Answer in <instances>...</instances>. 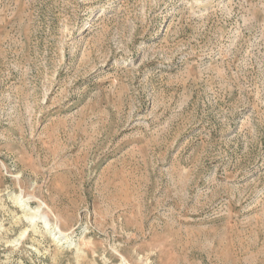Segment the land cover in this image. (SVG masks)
Masks as SVG:
<instances>
[{"label":"rangeland","instance_id":"374dc122","mask_svg":"<svg viewBox=\"0 0 264 264\" xmlns=\"http://www.w3.org/2000/svg\"><path fill=\"white\" fill-rule=\"evenodd\" d=\"M0 264H264V0H0Z\"/></svg>","mask_w":264,"mask_h":264}]
</instances>
